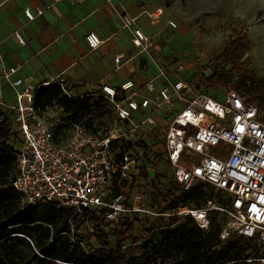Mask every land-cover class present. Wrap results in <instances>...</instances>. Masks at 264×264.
Returning a JSON list of instances; mask_svg holds the SVG:
<instances>
[{
    "label": "built area",
    "instance_id": "built-area-1",
    "mask_svg": "<svg viewBox=\"0 0 264 264\" xmlns=\"http://www.w3.org/2000/svg\"><path fill=\"white\" fill-rule=\"evenodd\" d=\"M43 14L40 7L35 13L24 11L29 22ZM123 22L130 29L135 19L124 15ZM169 26L178 28L174 21ZM133 33L134 44L146 50L145 33L141 29ZM16 36L24 46L22 35L17 32ZM86 40L91 50L102 44L96 33L88 34ZM18 71V66L5 67L0 56V73L15 92L13 103L0 98V108L12 114L19 136L13 186L24 206H53L74 215L102 211L105 221L111 223L127 213L153 214L131 204L130 198L144 199L136 189L137 173L143 161L157 153L184 190L203 182L230 194L231 207L224 211L233 219L231 233L264 243V111L241 92L230 89L222 98L212 97L183 79L173 80L161 69L143 88H136L133 81L120 90L102 85L103 95L114 107L113 127L95 133L76 126L62 140L49 118L52 107L40 110L35 96L41 86L57 84L72 97L67 81L56 77L36 85L30 78L14 79ZM176 71L181 74L184 68ZM159 79L163 82L160 88L156 85ZM143 90L149 97L141 95ZM177 102L186 105L176 111ZM214 209L220 208L210 200L201 208H179L174 214L158 215L191 216L202 230H209Z\"/></svg>",
    "mask_w": 264,
    "mask_h": 264
},
{
    "label": "trees",
    "instance_id": "trees-1",
    "mask_svg": "<svg viewBox=\"0 0 264 264\" xmlns=\"http://www.w3.org/2000/svg\"><path fill=\"white\" fill-rule=\"evenodd\" d=\"M252 47L253 42L245 30L235 32L216 57L211 74L204 76V83L197 84V89L204 91V87H232L241 92L248 102L264 111V79L250 70L251 59L245 61ZM92 97L84 100L69 97L59 85L52 84L38 89L35 103L42 111L58 104L72 120L79 121L93 105H99L92 102ZM14 127L12 114L0 108V264H115L123 240L120 239L115 247L112 245L111 238L117 230H114L111 222L105 221L102 211L74 215L68 209L46 206L50 210L43 214L38 207L22 204L13 186L17 177L15 147L19 144ZM84 127L99 132L91 125ZM160 156L155 153L152 159H146L147 163L143 161L137 173L136 185L140 178L150 177L151 171L147 165L154 169L162 160L158 159ZM161 164L170 169L166 162ZM214 190L211 185L199 182L186 191L172 177L165 191L155 192L151 206L159 209V214H174L191 201L197 202L198 208H201L211 200ZM176 216H171L172 220ZM134 219L138 220L137 217ZM75 223L77 226L73 227ZM82 223L87 227L89 225L87 236L94 241L90 248L84 243V232L79 226ZM220 234L221 227L215 221H210L209 230H202L191 216H187L174 228L161 230L160 252L156 253L173 259L172 264H245V252L240 251L232 240L222 242ZM27 239L32 241L33 246ZM26 245L29 255L19 248Z\"/></svg>",
    "mask_w": 264,
    "mask_h": 264
},
{
    "label": "rangeland",
    "instance_id": "rangeland-1",
    "mask_svg": "<svg viewBox=\"0 0 264 264\" xmlns=\"http://www.w3.org/2000/svg\"><path fill=\"white\" fill-rule=\"evenodd\" d=\"M150 32L156 38L154 46L158 44V56L161 63L172 70L184 68L181 73L188 83L196 86L204 83V76L212 72L216 57L221 53L226 43L235 35V32L245 30L250 36L253 47L245 57V61L252 60L251 71H255L260 79H264V0H143ZM177 23L178 28L173 29L169 22ZM164 31L165 40L158 33ZM152 41V39H149ZM189 78V79H188ZM191 79V80H190ZM228 88L204 87V92L212 97L222 98ZM74 98L86 99L93 96V101L99 105L87 110L86 115L79 121L72 120L64 109L56 104L52 106L50 121L54 124L59 139L66 140L76 126H88L99 132L107 131L113 127V105L101 90L83 92L72 90ZM4 99L3 97H0ZM8 103V102H7ZM10 104V103H8ZM93 104V103H92ZM185 102H177L175 110H180ZM9 111L7 108H2ZM162 115L166 113L161 110ZM16 126V125H15ZM15 128V127H14ZM156 145V144H155ZM216 151V150H213ZM196 156L195 153L189 152ZM158 161L154 169H150V177L138 181L136 189L144 196L142 201L130 198V203L141 210H149L153 214L141 212L127 213L116 221L112 227L117 230L112 236V245L115 247L120 239L123 246L115 264H172L173 259L165 258L158 249L159 233L161 230L172 229L179 222L185 221L186 215H177L172 220L171 216L158 215L159 209L151 206L152 197L156 191H165L167 184L172 180L171 168ZM155 174V177H154ZM231 195L214 190L211 201L216 208L210 214V221L216 222L221 227L220 240L237 244L240 251L247 256L245 264H264V243L249 240L232 234L233 219L224 210L231 207ZM163 205V204H162ZM197 202H189L183 209H196ZM43 214L50 209L46 206L38 207ZM137 217L138 220L134 218ZM77 226V223L73 227ZM84 232V243L87 248L93 246L94 241L87 236L88 227L85 223L79 225ZM228 235L225 239L222 235ZM33 246L30 239H27ZM21 250L29 255L26 246ZM29 258H27V261Z\"/></svg>",
    "mask_w": 264,
    "mask_h": 264
},
{
    "label": "crops",
    "instance_id": "crops-1",
    "mask_svg": "<svg viewBox=\"0 0 264 264\" xmlns=\"http://www.w3.org/2000/svg\"><path fill=\"white\" fill-rule=\"evenodd\" d=\"M37 7L43 8L44 14L29 22L24 11L35 13ZM146 13L143 0H0V56L5 67H19L14 79L26 77L42 85L62 77L71 90L83 92L99 91L102 85L120 90L127 81L143 88L161 69L173 80L183 79V74L165 67L157 57L159 46H154L156 38ZM124 15L135 19L132 28L124 26ZM135 29L147 36L146 50L134 44ZM17 32L26 41L24 46ZM90 33L102 41L97 50L87 43ZM158 35L165 40L164 31ZM118 58L123 61L118 63ZM162 83L157 80V87ZM141 95L149 97L144 90ZM0 97L8 103L15 101V92L1 73Z\"/></svg>",
    "mask_w": 264,
    "mask_h": 264
}]
</instances>
